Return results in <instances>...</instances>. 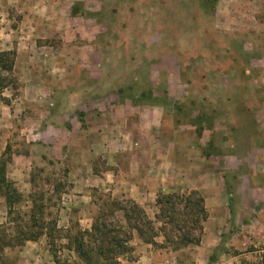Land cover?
Returning a JSON list of instances; mask_svg holds the SVG:
<instances>
[{
  "label": "rangeland",
  "instance_id": "rangeland-1",
  "mask_svg": "<svg viewBox=\"0 0 264 264\" xmlns=\"http://www.w3.org/2000/svg\"><path fill=\"white\" fill-rule=\"evenodd\" d=\"M70 1L61 0L69 6ZM34 3L41 10L37 33L19 47V28L31 24L28 12L34 4L0 0V44L9 47L3 52L15 54L16 79L0 90V159L7 179L24 197L20 212L26 214L33 199L44 206L50 223L63 217L68 195L77 197L70 199L77 207L86 206L71 192L67 133L51 132L44 124L35 129V116L28 117L39 109L48 112L44 122L61 116L66 126L71 114L83 121L77 109L82 104L133 99L170 115L162 133L176 145L157 147L156 156L166 163L154 169V183L161 188L156 196L198 191L208 219L196 248L175 254L156 250L134 234L133 252L123 260L145 256L153 264H210L211 256V264H262L264 0H73L75 20L65 19L66 5L51 9L48 0ZM18 77L26 80L24 92ZM94 160L96 171L103 172V159ZM91 190L94 218L107 197L122 200L101 187ZM155 200L143 209L150 219L156 214ZM74 213L71 228L53 234L56 250L83 232ZM5 216L0 198V224ZM39 241L34 249L38 262L27 257L25 262L54 264L47 238ZM18 250L6 253L12 264H18ZM58 256L75 258L66 248Z\"/></svg>",
  "mask_w": 264,
  "mask_h": 264
},
{
  "label": "crops",
  "instance_id": "crops-1",
  "mask_svg": "<svg viewBox=\"0 0 264 264\" xmlns=\"http://www.w3.org/2000/svg\"><path fill=\"white\" fill-rule=\"evenodd\" d=\"M35 1L32 0L34 7L28 12V18L30 17L31 19L27 23L31 22V24H28L27 28L25 24H22L19 28V34H22V37L18 38L20 39L17 44L19 47L23 44L21 40H29L31 38L29 37L30 33H37L41 10L35 6ZM48 2L51 9L57 8L58 5H66L65 19H77V16L71 14L73 0L70 1V6L69 2H61V0H48ZM47 19L50 21L54 19L53 13ZM52 23L49 22L50 25ZM31 30L32 32H30ZM75 31L78 33L77 29ZM20 49L16 51H20ZM3 51H9V47L6 44H0V52ZM20 53L23 56L25 52L21 50ZM24 58L25 60L27 59L26 55ZM29 79L30 82L33 80V84L39 83L34 79ZM18 81L22 83L20 90L24 92L27 89H25L26 85H23L26 81L25 78L18 77ZM41 83L45 85L46 82L42 80ZM27 86L29 87V82ZM45 90L46 87L44 88ZM49 93L48 91V96ZM128 100L111 101L107 104L99 101L96 103L88 102V104H93L88 107L82 104L83 108L78 107L77 109L80 114H83V121L81 122L76 114H71L72 117L67 118L68 124L66 126H63L65 122L62 121L61 116L56 118L55 121L44 122V119H46L45 114H48V112L39 111V109L31 114L32 117H28V119L32 120L33 116H35V129L41 128L44 124L45 129L51 132L61 130L67 133L65 144L70 150V155L67 157L66 165L72 185L71 192L77 193L80 196L78 198L83 199L86 206L77 207L70 200L77 197L68 195L69 203L60 212H64V215L61 217L59 214L58 217L57 228L59 230L60 228H71V222L76 220L73 218L74 212H78V226L80 229L85 231L90 228L96 214V205L92 202L90 194L91 189L101 187L106 191H111L113 195H118L121 199L133 201L141 209H145L147 204L150 205L151 202H154V198L158 193L157 189H161L159 184L154 183L158 179L155 178L154 169L158 167V163L165 162L166 158L156 156L157 147L160 149L163 145L164 147L176 145V143L163 138V125L168 123L169 120L167 119L170 115L165 113L164 109L159 106L134 105ZM4 106L7 107L9 105L5 104ZM33 107L34 109L36 108L35 106ZM171 129L173 130V122L171 123ZM51 141L54 142L56 140L52 139ZM54 144H57V141ZM78 148L79 152L82 153L81 157L75 155ZM110 148H113V150ZM98 156L103 159L105 166L103 172L96 171L97 166L94 164V158ZM155 172H159V170ZM85 209L89 213L92 212V214L84 213ZM38 244H42L41 241L27 242L20 248L18 250V264H27L25 262L26 257L33 259L34 263H37L38 256H36L37 253L34 249ZM147 263L153 264V261L146 259L145 256L140 257L138 261L130 263L121 260V264Z\"/></svg>",
  "mask_w": 264,
  "mask_h": 264
},
{
  "label": "trees",
  "instance_id": "trees-1",
  "mask_svg": "<svg viewBox=\"0 0 264 264\" xmlns=\"http://www.w3.org/2000/svg\"><path fill=\"white\" fill-rule=\"evenodd\" d=\"M74 9H71L73 16ZM14 56V52L0 53V90L16 81L12 73ZM2 75L6 78L1 79ZM129 100L137 104L135 100ZM0 198L6 207L4 222L0 224V264H12L6 254L8 251L20 249L27 242H37L42 237L48 240L54 264H121V260L133 252L131 242L134 234L146 246L175 254L200 245L203 225L208 219L205 200L195 190L158 194L156 214L152 219L133 201L109 196L98 207L90 228L79 233L73 241L67 239V245L56 250L53 234L60 231L58 220L46 223L44 206L33 202L32 198L30 210L26 214L20 212L17 207L23 203L24 197L7 179L2 159ZM13 215L16 216L13 218ZM119 215L123 221L118 219ZM63 248L72 251L75 258L61 260L58 254ZM208 263H212L211 256Z\"/></svg>",
  "mask_w": 264,
  "mask_h": 264
}]
</instances>
